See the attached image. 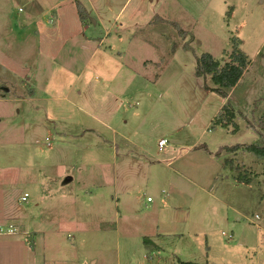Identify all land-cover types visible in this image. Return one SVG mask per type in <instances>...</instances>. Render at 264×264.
I'll return each instance as SVG.
<instances>
[{"label":"rangeland","instance_id":"obj_1","mask_svg":"<svg viewBox=\"0 0 264 264\" xmlns=\"http://www.w3.org/2000/svg\"><path fill=\"white\" fill-rule=\"evenodd\" d=\"M125 1L101 0L96 5L95 11L103 17L106 27L110 29L112 35H114L115 28L122 26L123 28H120L138 34V41L131 45L129 40H124L121 44L116 43L115 54L96 55L92 59L87 72H84L85 76L83 78L79 77L70 81L69 77L54 72L52 77L55 84L52 85H55V89H51L58 91L57 89L60 86L61 90L66 91L70 85V94L74 95V100L83 106L91 103H88V97L94 93L96 102L93 105H88V107L91 108L92 106L95 110L100 109L101 105L106 102L104 93H102L103 90H101L102 82L106 80L101 79L103 71L100 73L98 70L103 67L108 69L109 76L105 75V77H112L108 91L121 95L122 89L125 91L131 90L137 98L136 103L129 98L127 99L128 102H122L119 113L128 120V123L126 127L119 128V130L123 132L134 130L135 134L132 133V140L138 144L139 148L136 149V153L141 156L159 157V151L153 140L156 141L160 137V127L162 130L169 132L168 135L163 134L168 136L166 139L169 142L166 146L169 147L168 149L171 152L169 155H172L173 149H177L178 145H188L198 139L202 131L208 133V135H204V140L208 139L209 136H214L213 140L226 144L243 142L264 146V0H127L123 6ZM19 7L23 9V12H18ZM41 9L44 10L45 5L41 8L38 5L29 4L27 0H0V12L4 11L10 21H22L31 14L33 15V22L36 23L40 31L53 26L47 23L49 15H51L50 10L43 14L44 11ZM69 11V7L66 6L65 12ZM152 16L154 17L150 20V23H146L147 19ZM85 21H87V18ZM115 22L117 24L113 29L112 24ZM17 24L16 22L15 28L21 29ZM66 24H68V21L64 20L63 30L66 28ZM181 32L184 33L183 36ZM2 34L3 30L0 28V36ZM27 34H31L30 28L27 29ZM230 37L234 38L233 43L247 54L251 62L246 69L248 73L243 81L236 89L230 91L231 97L228 101L236 111L235 118L237 117V122L242 127L239 129L237 125L239 130L233 132L231 125H229V130L216 126L213 130H210V133L207 132L210 120L219 106L227 99L224 100L220 95L203 88V81L210 87H215V85L209 75L205 76L204 79L202 77L196 78L194 74L195 57L203 52H208L220 61V65H223L225 62L230 61L229 56L233 44ZM1 39L0 37V44L2 43ZM57 39L55 35L45 34L41 41L42 45L35 43L34 39L27 38L19 46H14L10 50L7 49V53L0 51L1 59L10 65L8 57L10 56L14 59L13 62L16 61L13 67L17 66L18 68V70L16 69L17 78L11 79L10 82L0 80V86L7 87L11 94L29 95L33 89L32 85L29 84V78L26 77L27 75L25 76V72L22 70V61L29 62L31 52L36 48H40V46L43 50L46 47H53L52 44L57 46ZM139 40H146V45L140 43ZM107 41L108 44L115 42L112 39H107ZM72 42L71 40L70 60L65 59L63 53L60 54V59L64 62L70 61V67L74 76H76L88 59L91 48L79 49L76 44L72 45ZM4 43L9 44L7 42L2 44ZM184 45L189 49H185ZM123 50L127 53L124 58L120 59L117 52ZM147 58L160 62V68L156 66L144 67L142 60ZM121 60L128 63L131 61L137 63V65L132 64L135 68L134 71H137V75L130 86H126V80L116 76L117 72L114 64L120 63ZM98 61L104 63L99 64ZM25 67H31V65L27 64ZM26 69L28 73L29 69ZM157 73L158 76L156 77ZM146 78L155 81L146 82L144 81ZM0 93L5 92L0 89ZM97 105L98 107H96ZM71 112L72 121L81 119L85 121L86 125L95 124L98 128L103 129L94 121L88 118L85 119L84 115L78 110L75 109ZM133 112L134 116L132 117ZM99 114L96 113V117ZM100 116L105 117L102 114ZM244 123H246V128ZM35 133L34 130L27 131L26 141L28 140L29 143L30 141L34 142L37 137L36 141L40 142L42 134L36 133L37 135L33 137ZM148 134L151 136L149 137ZM18 135L0 133V146L5 144L12 146L11 141L16 140L19 137ZM23 138L24 135L19 137L21 142H23ZM245 146L240 145L239 150L241 153L239 155L237 153L232 155L231 166L234 167V172L232 173L231 169L227 167V171L221 172L222 175L230 173L234 175L238 173L240 175L243 173L252 174V166H256L260 158L247 151ZM182 147L186 148L183 145ZM168 149H164L163 152L166 153ZM3 151L17 153L18 150L10 147L9 149L0 150V152ZM223 151L226 152L227 150L223 149ZM188 157L189 155L185 156L184 159ZM80 158L79 155H74L72 159L73 161H79ZM255 158L257 162H253ZM244 160L246 163H244ZM182 162L184 163V161ZM203 166L209 169L216 167L213 163L207 162ZM67 168L68 166L65 165L45 166L41 170V173H45L47 178L52 177L51 182L53 184L59 183V189L62 188L59 195L54 197L55 202L45 206V209L42 210L44 211L42 217L48 218V220L42 221L46 222L49 234L46 241V248L48 247L46 251L52 256L57 252L60 255L69 256L70 264H173L172 258L174 255L181 257V260L198 263L264 264V205L262 202L259 203L258 196L261 190L264 192L262 181L261 183H254L252 188L251 186H245L241 190L242 187L239 186L235 190L239 195V204L236 207L243 206V208L238 210V214L228 210L226 220L221 224H215L214 215L205 210L207 195L201 193L202 197L198 201V207L203 208L199 216V219L202 216V222L198 224V218L195 216L196 219L192 218L193 224H190V226H182V224L178 226L175 229L177 235L163 239L161 241L162 249L153 254V260L149 261L146 256L151 257L149 253L151 251L155 252V249L148 248L146 246L148 243L146 244L142 240L143 236H150L151 228L147 226L149 221L155 215L171 219L166 208L155 212L156 208L153 211L152 206L150 208L144 206L147 197L154 199L157 188L141 183L139 191L136 192L137 203L134 202V212L125 213L123 221L119 224L120 228H116L118 233L122 234L124 232L122 238L115 239L112 236L103 238L100 233L95 234L96 232H92L88 234L96 228L88 230L87 227H84L86 226L84 222L92 221L95 217H103L104 215L109 221L111 220V222L103 224L105 225L104 229H106L104 231H109L112 226L114 229L113 219L109 218L110 209L106 207L98 212L96 205H92L91 209L85 207L84 194L79 196L80 199L76 203L71 199L68 200L65 195L69 191L79 189H74L75 186L69 183L64 184L63 180L66 175L65 172L68 171ZM66 169L67 171H65ZM248 169H251V172ZM27 170L30 174L27 179H35L36 174L34 171L31 172L32 167H27ZM38 180L41 181L39 178ZM98 180L99 174L95 177V181L98 182ZM47 182L50 183V181ZM27 183L31 189L28 204L29 206L32 205L30 206L31 209H36L33 206L32 196L34 187L31 185V181ZM215 184L216 182L213 185ZM194 210L195 208H192V212ZM72 213H77L78 218L82 219L79 228L74 223L72 224L69 220H66L71 218ZM193 213L191 214L193 215ZM256 215L260 219H256ZM91 218L92 220H90ZM55 219H59L58 225L62 228H68L72 225L76 227L74 229L77 231L84 230L78 236L76 245L64 246L63 241L59 240L70 235H68V231L61 234L55 230V225L52 226L53 223L51 222H55ZM69 224L70 226H68ZM228 235H232V238L228 239ZM27 236L28 247H31V233ZM66 242H68L67 238ZM7 245V241L0 243L1 256L2 254L12 253L8 250ZM178 259L180 258L175 257L174 264H178Z\"/></svg>","mask_w":264,"mask_h":264},{"label":"crops","instance_id":"obj_2","mask_svg":"<svg viewBox=\"0 0 264 264\" xmlns=\"http://www.w3.org/2000/svg\"><path fill=\"white\" fill-rule=\"evenodd\" d=\"M76 1H79L88 13L87 21H85L86 19H79L75 5ZM27 2L32 5H38L41 8L45 5V9L41 10L44 11L43 14L47 10H50L51 15H49L47 23L53 26L40 31L36 23L33 22V15L29 14L27 19L16 21L17 25L21 27V29H16L14 26L16 22L10 21L7 14L2 11L0 12V28L3 30V34L0 37L2 38V43L7 42L9 44L1 43L0 51L7 53V49L10 50L14 46H19L27 38L34 39L35 43L42 45L41 41L45 34L57 36L58 45L52 44L54 45L53 47H46L44 50L40 46V48H36L31 52V60L29 62L26 60L22 61V70L25 72V76L27 75L26 77L29 78V84L32 85L33 89L29 95L11 94L7 87L0 86V89L5 92L0 93V133H11L14 136L15 134H19V137L24 135V143L18 137L16 140L13 139L11 141L12 146L6 144L0 146V150L9 149L10 147L18 150L17 153H13L12 151L0 152V243L7 241L8 250L12 252L7 255H0V263L70 264L68 260L69 256L60 255L58 252L52 256L46 251L48 249V247L46 248V241L49 234L46 222L42 221H46L48 218L42 217V212H44L42 210L45 209V206H49L52 202H55L56 199L54 197L59 195L62 188L59 189V183L53 184L51 182L52 177L47 178L45 173H41L42 168L45 166H68V171L67 169L65 170L67 173L65 172L64 184L69 183L75 186L74 189H79L69 191L68 195H65V197H68V200L71 199L76 203L80 199L79 196L84 194L85 207H90L91 209L92 205H96L97 210H99L98 212L104 210L106 207L110 209L109 218L113 219L114 229L112 226L109 231H104L106 229H104L105 225L103 224L111 222L104 215L103 217L97 216L93 220L91 218L90 220L92 221L84 222L86 223V226H84L87 227L86 229L91 230L90 228H96L88 234L92 232H96L95 234L100 233L103 235V238L109 236L115 239L122 238L121 236L124 232L122 234L118 233L116 228H120L119 224L123 221L125 213L134 212V202L137 203L136 192L139 191L141 183L157 188L154 197L155 203L154 199L147 197L144 206L145 208L152 206L153 211L156 208L155 212L166 208L171 219L155 215L149 221L147 226L151 228L150 236H143L148 242L146 246L155 249V252L151 251L149 253L151 257L146 256L149 261L153 260V254L162 249L161 241L163 239L177 235L175 229L178 226L181 224L182 226H190V224H193L192 218L196 219V217L198 218V224L202 222V216L200 219L199 216L203 208L200 209L198 207V201L202 197L201 193H206L207 195V207L205 210L214 215L215 224L224 223L228 210H232L238 214V210L243 208V206L240 208L236 207L239 204V195L235 190L239 186L243 190L245 186H251L252 188V185L256 182L261 183L262 181L264 183V156H258L260 158L258 162L256 158L253 160V162L256 161L258 164L256 163V166H252V174L243 173L240 175L238 173L234 175L232 174L234 167L231 166L232 155L235 153L239 155L241 151L238 148L236 151L225 152L223 148L225 145L228 147L237 144L244 146L248 145L247 143L236 142V144H226L213 140L214 136H209L208 139L204 140V135H208V133L202 131L195 141L190 142L188 145L182 144L186 148L178 145L177 149H173L172 155H169L171 152L168 149L169 147L166 146L169 142L166 139L168 136L163 135H168L169 132L162 130L160 126L161 135L156 141L153 140L159 151V157L138 155L136 149L139 146L132 140V133L135 134L134 130H127L126 132L119 130V128L126 127L128 123V120L123 118L121 113H119L122 102H128V98L135 102L137 98L131 90L125 91L122 89L124 93L122 92L121 95L110 93L108 89L111 85L112 77H105V75L109 76L110 72L108 69L103 67L98 70L100 73L103 71L101 79L106 80L102 82L101 86L106 102L101 105L100 109L97 108L95 110L92 106L91 108L88 107V105H93L96 102L94 93L88 97V103H91L83 106L79 105L74 100V95L70 94V85L66 91L61 90L60 86L57 89L58 91L51 89H55V85H52L55 84L52 77L54 72H59L69 77L70 81L79 77L83 78L85 76L84 72H87L92 59L96 55L115 54L116 43L121 44L122 41L129 40L131 45H133V43L138 41V34L122 29V26L114 29V26L117 24L115 22L112 24V28L114 29V35H112L110 29L106 27L103 17L95 11L96 5L101 0H27ZM126 2L127 0L123 6ZM66 6L69 7V12H65ZM18 12H23V9L19 7ZM154 16L149 17L146 23H150V20ZM158 16L161 17V15ZM64 20H67L68 24H66V28L63 30ZM29 28L31 29V34H27V29ZM107 39H112L115 42L108 44L106 43L108 42ZM71 40L73 41L72 45L76 44V47L79 49L86 50L88 47L91 48L88 59L76 76H74L69 61ZM139 42L144 45L147 43L146 40H139ZM61 53H63L65 59H69L66 61L68 63L60 59ZM117 53L118 57L122 59L126 56L127 51L123 50ZM8 57L10 65L0 57V80L2 82H10L11 79L17 78L16 71L18 68L17 66L13 67L16 61L13 62L14 59L10 56ZM98 62L99 64L104 63L103 61ZM27 64L31 65V67H25ZM132 64L137 65L136 62L133 63L131 61L128 63L123 62V60L118 64H114L117 72L116 76L126 80V86L132 85L137 75V71H134L135 68ZM142 64L144 67L156 66L160 68V62L149 58L142 60ZM26 68L29 69L28 73ZM247 73L248 70L244 71L237 84L226 90H229V92L227 93V97L223 98L227 100L219 106L212 118L217 114L222 105L230 100V91L240 85ZM157 76L158 73L156 74ZM144 81L150 82L155 80L146 78ZM75 109L81 112L85 119L88 118L94 121L103 129L98 128L95 124L86 125L85 121L81 119L72 121L70 114ZM96 113H100L105 117H101L100 114L96 117ZM131 116H134V112ZM234 121L240 129L242 126L237 122V117ZM208 127L207 132H210ZM244 127L246 128V123H244ZM221 128L229 130V126ZM29 130H34L38 134L41 133V141H36L37 137L34 142L30 141L29 143L28 140L26 141L27 131L29 132ZM36 133L33 137L37 135ZM148 135L149 137L151 136L150 134ZM161 139H166L167 143L159 148L158 142ZM164 149H168L166 153L163 152ZM74 155H79L81 157L80 160L73 161ZM188 155L189 157L184 159ZM206 162L213 163L216 167L214 169L204 167L203 165ZM244 163H246L245 160ZM27 167H32L33 170L31 172L34 171L36 174L35 179H27L28 175H30ZM227 167L231 169L232 173L222 175L224 171H227ZM248 171L251 172V169H248ZM98 174L99 180L96 182L95 177ZM38 178L41 179L40 182ZM28 181H31V185L34 187L30 186L34 189L32 196L33 206L36 209H31L30 206L32 205L29 206L28 204L31 196L29 192L31 189L27 185ZM47 181H50V183ZM205 182L206 185L204 186ZM214 182H216L215 185H213ZM262 191L259 192L258 196L259 203L262 202L264 205V192ZM192 208H195L194 213L192 212ZM255 217L256 219H260L258 215ZM66 220H69L72 224L74 223L78 228L82 221V219L78 218L77 213H72L71 218ZM51 222L53 223L52 226L55 225L54 228H56L55 230L58 233L63 234L68 231V235H70L66 237L68 242H66V238L59 239L63 241L64 246L70 247V244L74 246L78 243V236L81 235L80 233H83V229L77 231L75 230L76 227L70 226L71 223L68 225L70 227L66 225L68 228H62L58 225L59 219ZM30 233L32 236V246L28 247L27 235ZM227 238L231 239L232 235H228ZM39 249L41 251H38ZM175 257L181 260V257L174 255L172 258L173 264ZM54 258L56 259L54 260Z\"/></svg>","mask_w":264,"mask_h":264},{"label":"trees","instance_id":"obj_3","mask_svg":"<svg viewBox=\"0 0 264 264\" xmlns=\"http://www.w3.org/2000/svg\"><path fill=\"white\" fill-rule=\"evenodd\" d=\"M76 10L80 20H84L88 17V13L84 9L83 5L79 2H75ZM183 32L181 35L183 36ZM233 37H230V41L233 43ZM185 49H189L185 47ZM230 61L225 62L223 65H220V61L215 59L210 53L203 52L199 56L195 57V66L194 74L196 77H202L209 75L212 83L215 87H210L208 84L203 81L202 86L205 90L214 92L222 97H227V89L234 87L239 79L242 77L244 71L250 65V59L247 54L242 51L234 43L232 44V52L230 54ZM235 111L232 106L227 101L222 105L217 114L212 118L208 130H213L217 125L221 127H228L231 125L233 127L232 131L236 132L238 130L237 124L234 122ZM262 122H260L261 124ZM263 125V123H262ZM240 148V145L225 146L223 149L227 151H236ZM245 149L257 156H264V146H259L256 144H248L245 146ZM144 243H148L145 238H143ZM178 264H209L205 263H196L190 261H181L178 260Z\"/></svg>","mask_w":264,"mask_h":264},{"label":"built area","instance_id":"obj_4","mask_svg":"<svg viewBox=\"0 0 264 264\" xmlns=\"http://www.w3.org/2000/svg\"><path fill=\"white\" fill-rule=\"evenodd\" d=\"M166 141H167L166 139L159 140V142H158L159 148H161L162 146L166 145V143H167Z\"/></svg>","mask_w":264,"mask_h":264}]
</instances>
